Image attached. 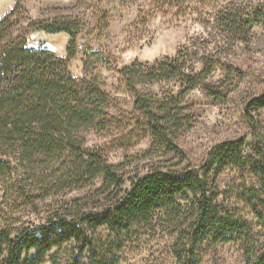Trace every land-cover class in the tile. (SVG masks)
I'll return each mask as SVG.
<instances>
[{
	"label": "rangeland",
	"instance_id": "374dc122",
	"mask_svg": "<svg viewBox=\"0 0 264 264\" xmlns=\"http://www.w3.org/2000/svg\"><path fill=\"white\" fill-rule=\"evenodd\" d=\"M263 8L264 0H0V19L13 12L12 19L18 20L7 41L24 37L28 45L44 44L65 59L70 36L31 24L63 16L81 23L69 70L77 79L98 83L109 101L106 117L79 136L85 138V146L103 149L109 162L120 167L125 188L130 178L150 169H198L211 161L212 150L224 141L245 137L254 143L246 112L250 100L264 93V20L246 25ZM165 57H178L193 75L210 63L212 71L189 92L179 77L134 84L157 118L170 117L164 127L167 133L156 137L150 128L155 121L135 106L133 86L118 70L135 62L152 65ZM249 112L259 121L264 137V108ZM33 165L16 161V177L0 187V231L42 225L54 213L69 210L76 199L86 208L108 204V193L97 194L101 176L91 185L75 188L61 183L66 177L64 161ZM216 186L219 203L234 204L250 228L235 241H205L197 264H252L264 248V222L236 202V194L249 186L259 189L260 175L227 168ZM184 202L193 203L192 195ZM174 230L161 218L119 234L101 227L93 234L100 253L97 260L178 264ZM74 248L71 243L55 248L43 264H67ZM89 256L90 252L83 254L84 264H89Z\"/></svg>",
	"mask_w": 264,
	"mask_h": 264
},
{
	"label": "trees",
	"instance_id": "16d2710c",
	"mask_svg": "<svg viewBox=\"0 0 264 264\" xmlns=\"http://www.w3.org/2000/svg\"><path fill=\"white\" fill-rule=\"evenodd\" d=\"M12 16L13 12L0 19V187L16 177V161L33 167L64 161L63 185L85 187L101 176L103 181L97 194L108 193V204L86 208L76 199L69 210L54 213L42 225L22 226L15 231L2 229L0 264H43L52 250L68 243L75 248L67 264H84L85 252H90L89 264H109L107 258L97 260L100 253L93 234L99 228L119 234L152 225L158 218L175 226L174 255L178 264H197L205 241H235L239 233L250 228V222L237 213L234 204L224 206L218 201L216 179L227 168L260 175V188L245 187L236 194V202L250 208L252 215L264 222V137L259 121L249 112L253 107L264 108V93L250 100L246 112L253 144L245 137L224 141L212 150L211 161L198 169H150L130 178L129 186L124 188L126 180L120 167L109 162L103 149L85 146V138L79 136L97 126L102 116L106 117L109 101L98 83L77 79L69 70V59L76 55L75 39L82 30L81 23L63 16L31 24L48 33L70 36L65 59L44 44L28 45L24 37L7 41L18 23ZM262 20L264 8L246 26ZM211 71L210 63L199 75H193L178 57L160 58L152 65L135 62L118 70L127 85L133 86L135 106L155 121L150 128L156 137L167 133L164 127L170 117L165 114L157 118L152 104L138 93L134 84L179 77L186 82L189 92ZM206 89L210 94L217 93L211 86ZM191 195L193 203L189 205L184 200ZM252 264H264V248Z\"/></svg>",
	"mask_w": 264,
	"mask_h": 264
}]
</instances>
